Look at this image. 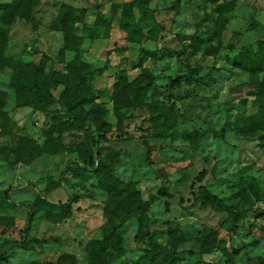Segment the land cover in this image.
Returning <instances> with one entry per match:
<instances>
[{"label":"rangeland","instance_id":"obj_1","mask_svg":"<svg viewBox=\"0 0 264 264\" xmlns=\"http://www.w3.org/2000/svg\"><path fill=\"white\" fill-rule=\"evenodd\" d=\"M17 1L0 0L4 58L68 74L82 51L96 72L73 85L91 100L76 104L60 84L41 112L18 106L14 72L0 70V264H90L94 242L111 230L122 244L119 257L107 250L112 264H146L154 244L184 252L174 264H261L264 136L244 128L264 108V0H20L22 15L6 23L3 5ZM65 5L85 17L68 22L62 53L56 21ZM126 8L141 33L123 25ZM141 48L158 52L143 67L135 65ZM143 71L152 80L135 96L125 84L144 83ZM153 105L172 109L171 126L153 117ZM73 116L81 129H68ZM91 147L104 162L83 174L73 161H88ZM100 176L125 192L106 193ZM200 187L247 212L235 234L232 212L203 204Z\"/></svg>","mask_w":264,"mask_h":264},{"label":"trees","instance_id":"obj_2","mask_svg":"<svg viewBox=\"0 0 264 264\" xmlns=\"http://www.w3.org/2000/svg\"><path fill=\"white\" fill-rule=\"evenodd\" d=\"M28 3H31V0H27ZM139 3H149L150 0H138ZM21 4V1L18 0L16 3L13 4H4V15L3 20L6 23H11L12 20H14V17L21 16V12L19 10V6ZM235 6V1H232L230 4H222L220 6L221 10H225L230 7ZM131 7V6H130ZM64 10L60 13L57 21H56V28L59 32H62L65 35V46L62 48V53L66 50V46L69 44V37L70 34H72V31L70 32V29L68 27V22L70 19H77V22H83L85 17V11L84 10H78L72 6L65 5ZM126 15L128 16L129 20L126 18L123 22V25L125 27H130L134 31L142 32V29L139 28L136 23L134 22L135 19V13L133 10L126 8L125 11ZM6 44V30L0 28V70L3 68L9 67L14 72L12 76L11 85L14 88L16 95H17V104L20 107H31L35 110L41 111V112H47L49 111V108L51 105L55 104L57 102V99L55 98L53 92L56 90L57 86L60 84H64L74 93V101L76 104H83L89 100H91V96L89 94H78L75 90L74 86L81 85V82L83 79L86 81H92L94 79V73L96 72V68L94 65L87 63L84 61L83 57L81 56L82 51H78V57L76 60L69 63L68 67V74H61L60 72H57L56 70H51L48 74H42L40 73V70L37 67L30 68L29 64H24L22 62H15L8 58H4L3 52L5 49ZM76 45H79V42L76 43ZM158 56L157 51H149L146 48H141L140 50V56L138 58V62L135 65H140L143 67L144 63L147 61L149 57H156ZM237 59V58H235ZM244 60V59H243ZM260 62H264V58L262 57L260 59ZM243 64V62H242ZM30 68V69H29ZM124 71L121 72V78H126V75L123 74ZM141 77L145 78V82L142 81H136L134 83H127L126 86H129L132 91L133 95L138 96L139 91L144 87H148L151 83L152 77L149 72L143 71L141 74ZM80 78V79H79ZM71 80L70 82H68ZM74 85V86H73ZM125 87V86H124ZM262 88V87H260ZM261 90V89H260ZM65 87V92H66ZM131 101L134 103L135 100L132 98ZM156 107L153 105V117L155 119H161L164 121L169 120V124L171 126L172 120V109L167 108L160 111H157L155 109ZM80 113H83V110L81 108L78 109ZM83 118H85L87 115L82 114ZM66 123V122H65ZM67 125L69 126L68 129H71L70 126H76V128L81 129L82 123L78 119V117L73 116L72 122H67ZM6 132H9V130H4ZM245 132H258L259 134L264 136V108L261 111L260 117L258 118H249V124L246 128H244ZM215 136H219V138L223 137V133H217L212 132ZM25 140V143H24ZM58 141V139H54ZM21 141H23L22 144H27L26 141L30 144V149L32 152L39 151L40 146L35 143L30 138H22ZM59 142V141H58ZM144 144L147 146V157L146 162L149 166H152L151 162V153L152 150L150 148V145L147 141L144 142ZM100 152L98 150L94 149L93 147L90 148V154L88 161L76 159L73 161L75 165H78L81 169V173H85L89 167L93 169L92 171L98 172L100 171V165L104 162L103 158L100 156ZM80 173V174H81ZM83 173V174H84ZM82 175V174H81ZM101 177V176H100ZM99 177V178H100ZM203 179V176H201V180ZM99 180V179H98ZM100 188L104 190L106 193H113L116 191L115 195H120L121 193L125 192V189L122 187H117L115 184H113L112 181L106 179L105 177H101L99 180ZM163 195H167L166 193H163ZM75 197V196H74ZM72 197V198H74ZM199 197L203 204H209L213 206L216 209L232 212L233 214V222H232V234L236 233V229L238 228V225L240 222L247 217V212H239L236 208V206H228L225 204V202L221 199H219L216 196L211 195L207 189L204 187H200ZM130 199L124 198L123 200H119L120 202L125 203V206H127L128 212H131L130 209H132V203L129 201ZM118 201V200H116ZM49 206V202H45ZM122 206V205H121ZM136 207L141 208V211H146L148 209V203L145 201L142 202L139 198H137ZM143 207V208H142ZM32 212H29V221L32 220ZM115 230H111L108 233H106L105 237L100 240H96L94 242L95 250L93 251V255L90 258V264H112L109 259V254L107 250L109 248H113L115 251L117 257L121 256L122 253V244L119 237H114ZM19 245V244H15ZM154 249L148 254L146 258H144V261L146 260V264L148 262H153L155 264H174L177 261L181 259V256L184 254L178 253L175 250H172L169 246L162 244H154ZM4 257L2 254H0V261L3 260ZM259 262L261 264H264V259L259 258ZM121 264H129L125 260L122 261Z\"/></svg>","mask_w":264,"mask_h":264}]
</instances>
